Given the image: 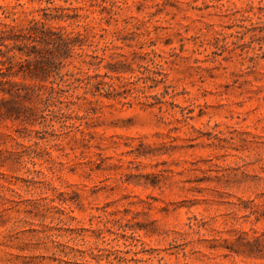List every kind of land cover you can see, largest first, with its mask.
Returning <instances> with one entry per match:
<instances>
[{"label": "rangeland", "instance_id": "1", "mask_svg": "<svg viewBox=\"0 0 264 264\" xmlns=\"http://www.w3.org/2000/svg\"><path fill=\"white\" fill-rule=\"evenodd\" d=\"M105 5L61 26L118 96L0 127V264H264L227 248L264 233V0Z\"/></svg>", "mask_w": 264, "mask_h": 264}, {"label": "trees", "instance_id": "2", "mask_svg": "<svg viewBox=\"0 0 264 264\" xmlns=\"http://www.w3.org/2000/svg\"><path fill=\"white\" fill-rule=\"evenodd\" d=\"M14 1L0 6V127L11 121L31 131L37 125L54 128L62 122L65 107L76 103L74 98L92 102L89 96H118L117 85L100 79L99 71L104 66L109 70L104 77L115 73L120 79L119 74L127 72L126 62L104 65L105 56L86 51L94 44L88 32H69L61 26L84 23L89 28L92 15L108 11L107 0H58L66 5L57 0ZM35 4L38 7L31 8ZM70 65L74 70L63 72ZM251 203L249 216L264 220V207L254 205V200ZM227 248L238 257L264 259V233L254 239L239 235Z\"/></svg>", "mask_w": 264, "mask_h": 264}]
</instances>
